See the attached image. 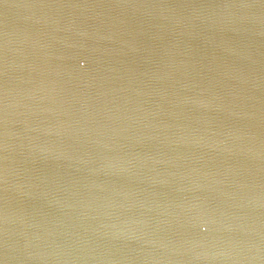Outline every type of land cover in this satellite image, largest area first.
<instances>
[{"label": "water", "instance_id": "1", "mask_svg": "<svg viewBox=\"0 0 264 264\" xmlns=\"http://www.w3.org/2000/svg\"><path fill=\"white\" fill-rule=\"evenodd\" d=\"M0 264H264V0H0Z\"/></svg>", "mask_w": 264, "mask_h": 264}]
</instances>
